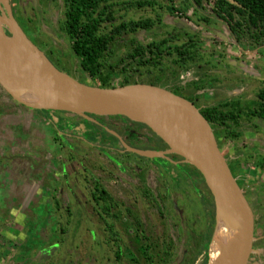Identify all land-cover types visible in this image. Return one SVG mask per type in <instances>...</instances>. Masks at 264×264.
Wrapping results in <instances>:
<instances>
[{"label":"rangeland","instance_id":"obj_1","mask_svg":"<svg viewBox=\"0 0 264 264\" xmlns=\"http://www.w3.org/2000/svg\"><path fill=\"white\" fill-rule=\"evenodd\" d=\"M9 3L14 18L27 38L45 57H51V63L56 68L83 83L97 84L82 73L79 62L70 49L69 39L63 30L65 7L61 0H9ZM172 3L175 9L183 10L184 15H170L167 10L168 0H158L153 8L120 10L116 6L113 7L114 25L129 20L138 21L145 17L154 21L159 18L161 22L155 21L148 30L138 29L134 33L117 36L108 48L103 62L106 65L118 62L130 52L134 45L132 42L147 44L169 35L175 40L177 38L180 43L191 38L197 40L198 58L192 66L190 64L188 68L180 70L174 79L168 75L169 87L186 89L190 102L198 105L200 109L206 106L216 107L227 101H237L242 109L257 107V92L262 88L264 80L262 47H258L247 34L242 35L240 43L235 42L227 25L211 13L213 0L205 3L203 14L209 16L208 22L201 21V10L196 11L191 5L185 6L184 0H172ZM0 15H5L3 7L0 9ZM109 29V24H103L104 32ZM5 33L11 35L9 28L5 29ZM174 39L171 43L175 42ZM168 61L170 60L167 58L162 59L164 64H168ZM197 80V88L188 87L189 82ZM119 82L118 76L115 77L114 87L119 86ZM161 88L171 91L169 88ZM0 94L7 103L11 102L6 93L0 91ZM20 107L22 106L14 109L15 116L7 118L4 124L17 126L22 120L29 122L28 114L24 115L28 111ZM104 118L107 119V116ZM124 119L119 117L117 120ZM240 122L239 131L243 132V137L238 141L226 139L221 129L211 127L220 151L239 185L242 181L244 183L252 180L253 176L249 172L243 174L242 169L246 164L234 165V147L238 149V146H242L241 150L248 152L256 143L257 151L264 154L263 125L260 121H255L260 125L259 129L254 127V124L245 123L243 119H240ZM39 126V131H34L31 135L37 138L40 145L44 142L42 147L49 151L50 162L36 175L38 185L33 188L26 186L17 192V186L21 185L17 173H7L8 169L15 166L5 161L0 168V264H187L192 256L199 254L195 264H202L208 248L207 237L211 223L206 215L210 212L207 207L210 208L212 195L190 167L179 160L180 157L166 154L151 158L143 156V159L133 155L125 158L128 157L127 153L114 151L122 170L112 172L113 168L116 169L115 166L98 151L103 149L111 152L107 149L108 146L103 147L108 144L107 140H97L100 148L91 149L90 145L82 148L85 151L86 157L83 160L87 162V168L95 174L101 173L103 184L115 196L117 204H120L119 207L113 208L112 215L107 218L108 222L113 224V232L121 240L115 242L96 215V207L71 205L73 199L66 189H61V184L52 185L50 177L40 175L48 170L51 172V167L55 166L51 165V152L57 157L63 156L65 152L61 151L57 142L52 143V136H56L57 130L51 127V130L48 129L49 135L44 138L42 125ZM131 128L133 132L120 133L121 139L127 135L129 143L136 148L147 139H154L144 126L135 124ZM122 144L120 142L119 146L117 145L118 150L123 149L120 147ZM5 145L4 140H1L0 155L9 153L6 151H10L11 146L8 143ZM24 148L26 149V146ZM32 150L33 148H27L33 155ZM34 157L39 159L40 156ZM70 169L72 168L67 166L65 171ZM59 172L57 169L56 173ZM80 178V184L75 188L71 187L76 190H70L77 194V199L82 198L81 194L84 193L81 186H84V183ZM181 178L184 181L183 186L173 183L175 179ZM58 195L64 206L54 204L55 196ZM247 198L254 209V201L248 194ZM76 210L79 211L80 218L82 215L77 232L73 223H66L74 219ZM23 233H28L29 238L38 236V239L34 240L37 246L24 244ZM42 241H46L47 246L55 244L49 258L40 253L39 246ZM257 247L264 250V241L259 242ZM118 251L120 255L116 258L114 253ZM168 253L170 254L167 255ZM259 254L262 256L261 263L256 259L251 264H264V253Z\"/></svg>","mask_w":264,"mask_h":264},{"label":"trees","instance_id":"obj_2","mask_svg":"<svg viewBox=\"0 0 264 264\" xmlns=\"http://www.w3.org/2000/svg\"><path fill=\"white\" fill-rule=\"evenodd\" d=\"M168 1L169 5L167 6V10L170 15L173 16L175 13L180 16L184 15L182 12L183 10L180 8L177 10L173 7L172 0ZM233 1L234 2H229V0H213L211 13L214 14L217 20L227 25L229 33L235 42L240 43L242 35L247 34L258 47H262V50H264V0ZM157 2L158 0H62L65 7L63 30L69 39L70 49L77 58L82 73L93 82L95 81L97 83L95 86L112 88L114 87L113 80L118 76L120 81L118 84L119 86L145 83L169 88L175 95L183 96L191 100L178 89L169 87L168 75L174 79L180 70L186 67L188 68L190 64L192 66L195 63V60L198 58V50H196L197 40L189 38L180 43L178 40H175L172 35H169L168 37H163L155 42L147 44L132 42L134 45L130 52L127 53L125 57H121L118 62L109 65L103 62L108 53V48L117 36L125 33H134L138 29L148 30L155 24V21L157 23L161 22L159 18L155 21L150 18H144L138 21H123L114 25V18L112 15L113 7L116 6L120 10H129L132 8L141 9L145 7L153 8L157 5ZM209 2L210 0H184L185 6L191 5L194 10L202 11L200 19L203 22H208L209 20V16L203 14L206 9L205 3ZM103 24H109L110 29L108 32L102 30ZM173 39L175 42L171 43ZM164 58L170 60L168 64L162 62ZM198 82L199 80L191 81L188 87L194 86L197 88V86H199ZM261 87L262 88L257 92L258 105L255 108L242 109L237 101H227L216 107L206 106L199 109V112L211 127L221 129L226 139L238 141L243 137V132L239 131L241 126L240 119H243L245 123L254 124V127L260 126L255 121H260L264 126V80ZM125 119L130 121L127 118ZM133 123L144 126L140 123ZM151 133L154 139L150 140L148 145L138 147L142 150H165L167 146L164 142L153 134V132ZM255 144L256 143H254V146L248 152L241 150L242 146H238V149L234 147L232 151L235 154L233 161L234 165L238 166L252 163L257 168L262 169L264 154L257 151L258 149L255 148ZM250 152L253 153L251 154ZM135 156L139 157L137 155ZM179 160L182 161L181 158ZM185 165L190 167L192 172L202 180V185L208 191L200 173L194 167L188 164ZM173 183L178 186L184 185L183 178L180 180L175 179ZM97 187L98 188L92 192L91 197L94 199H103L104 202L103 206L96 207V215L99 216L104 224L105 231L108 233L109 237L115 242H119L121 240L119 236L113 232V224L109 223L107 218L112 215L111 212L113 208L119 207L120 204H111L110 201H108L109 199L112 200L110 194L102 189L98 183ZM210 199L212 200L210 208L208 209L209 206L207 207V210L210 212L206 215V218L211 223L207 244L210 241L215 224V206L211 196ZM75 214L76 216L74 219L71 221L69 220L70 222L66 221V223H73L77 232L79 224L82 221V215L80 218V213L77 210ZM75 214L73 213V215ZM37 239L38 236L27 239L24 244L37 246L34 242V240ZM54 245L55 244L52 243L50 248ZM46 247V241H42L39 248L42 250ZM56 247H58V245H56ZM40 253L45 257L43 251ZM169 254L170 253L167 255ZM114 255L118 258L120 255L119 251L115 252ZM199 255L192 256L187 264H195ZM146 257L149 258L147 254ZM202 264H207V251L204 255Z\"/></svg>","mask_w":264,"mask_h":264},{"label":"water","instance_id":"obj_3","mask_svg":"<svg viewBox=\"0 0 264 264\" xmlns=\"http://www.w3.org/2000/svg\"><path fill=\"white\" fill-rule=\"evenodd\" d=\"M2 7L10 34L16 33L20 36L22 44L11 46L8 43L11 35L8 36L0 25L1 88L14 100L32 109L41 108L27 105L13 90L39 92L62 100L66 104H85L101 116H120L147 127L164 142L167 150L155 151L157 155L144 157L176 154L184 160V163L194 167L212 195L215 205V224H217L219 205L212 183L231 203L238 218L236 225L240 229V243L237 251L223 258L219 264H247L253 244V212L220 151L211 126L200 114L199 109L192 102L158 86L136 83L103 88L74 79L57 69L27 38L13 16L9 0H0V9ZM150 91L158 92L161 96L173 98L183 104L202 123V126L183 125L154 111L151 98L146 95ZM67 112L85 118L87 114L91 115ZM54 249L55 247L49 248L50 255Z\"/></svg>","mask_w":264,"mask_h":264},{"label":"flooded vegetation","instance_id":"obj_4","mask_svg":"<svg viewBox=\"0 0 264 264\" xmlns=\"http://www.w3.org/2000/svg\"><path fill=\"white\" fill-rule=\"evenodd\" d=\"M145 18H150V17H145ZM176 18H179V17H176ZM150 19L153 20L152 18ZM176 40L178 39L176 38ZM50 58L48 57L49 61L51 62ZM178 90L182 94L188 95V92H185L186 89L185 90L178 89ZM0 91H2L3 93H6L1 88V86H0ZM6 95L8 96V99L11 101L10 103H7L1 97L2 95L0 94V141L4 140V143L6 145L7 143L10 144L11 148L8 146L10 151H6V150L5 151L9 153L0 155V168L3 162L5 161H8L10 164L15 166L14 168L8 169L7 173H9V175L10 174L13 175L17 173L18 175L17 179L20 180L19 182L21 184L20 187L19 185L17 186V192H19L21 189H25L26 186H29L28 188H33L37 186L38 183H37V180H35L37 179L36 175L39 173L40 170L43 171V168L46 166V164L50 162V159L48 158L49 151L46 148L44 149V147H42V144L44 142H41V145H40L39 142L37 141V138L32 137L33 135L32 133H34V131L38 132L41 127L39 125H42L43 135L42 134L41 135L44 136V138L46 135L47 136L49 135L48 129L51 130V127H53L55 131L57 130L56 136L50 135V137L52 136L53 138L51 139L53 141L52 143L54 144V142H57L58 143L57 145H59V148L61 149V151L65 152V154H63V156L57 157L55 154H53V152H51V157H50L51 165L55 164V166L51 167V172L48 170L46 171L45 174H43L44 173L43 172L40 175H43L44 177L46 176L50 177L52 181V185L53 183L61 184L62 186L61 189L63 188L66 189L68 192V195L73 199L71 205H74V206L79 205L80 207H84V206L101 207L103 206V202H104L103 199H94L91 197L92 192H94V190L98 188L97 183L99 184V186H101L102 189L106 190L110 194V197L112 200L109 199L108 201H110L111 204L115 205L116 203H118L115 200V196L111 192H109L108 190L109 188H107L103 184L102 179H100L101 173L95 174L93 170H91L90 168H87L88 164L87 162L83 160L84 157H86L84 156L85 151L82 150V148H85L87 145L88 146L90 145L91 147L89 148L91 149L92 147L100 148L101 145L97 144V140L98 139H101V140L103 139V141L107 140L108 144L103 145V147L108 146L107 149L111 152H106L103 149H100L98 151L103 155V157L107 158L109 163L111 162L115 166L116 169L113 168L112 172H115V170H122L120 162H118L117 158L114 156L116 155L114 151L118 153H122V154L127 153L128 157H125V158H130L129 157L130 155H133V156L136 155L134 150L140 149V148H136L134 147L133 144H130L129 143L130 140L127 138V135L124 136V139H121L122 135L120 134L121 132L123 133L133 132L131 126L133 127L135 123H133L132 121H127L126 119H124V121L117 120L119 119L120 116H117V117L107 116V119H106L104 118L105 116H95V115L93 116V115L87 114L86 115L87 118H85L82 116L71 114L69 112L32 109V108H29V107H26L20 104L19 102L14 100L11 96H9V94L6 93ZM180 97L186 99L183 96H180ZM188 101H191V100H188ZM19 106H22L20 108H24V110L28 111L24 113V115L28 114V116L30 117L29 122H27L28 120H26L25 122L24 120H22L20 125L18 124L17 126L16 124L15 125L4 124L7 118L9 117L12 118L15 116L13 115L14 109H16V107H19ZM195 106L199 108L198 105H195ZM54 117H56L57 119L55 120ZM40 122L43 124H40ZM127 127H130V128H127ZM145 128L150 132V130L147 127ZM91 142H93V144L95 145L91 144ZM120 142L123 143L122 144L123 146H120V147H123L122 150H118V147H117V145L119 146ZM149 142H150V139H147L146 142L142 144H138V145L140 147H144L148 145ZM25 146H26V149L24 148ZM27 148H33L32 150L33 155L27 151ZM152 151H159V150H152ZM160 151H164V150H160ZM99 152H96V153H99ZM34 156H40V157L38 159V157H34ZM142 157L143 156L140 155L138 158L143 159L144 157L143 158ZM129 161H133V160H129ZM170 162L172 165H175L173 164L174 163L173 161H170ZM67 166L72 169H70L69 171H65ZM57 169L60 170L59 173H56ZM4 172H6V170ZM79 178H80V181L82 179L83 181L82 183H84V186L81 184L82 189L84 190L83 191L84 193L81 194L82 198L80 199L78 198L79 199L78 200L76 198L77 194L74 191L70 192V190H76L72 188H75L77 185L80 184L78 183ZM38 180H40V178H38ZM51 190H53V188ZM85 192H86V196L84 197ZM243 193H245L246 198H247L246 192L243 191ZM55 197H56L55 199L53 198L54 204L55 205L59 204L60 206L63 205V202L60 200L61 197H59V195ZM252 212H253V217H254V231H253L254 238H253V244H252L253 251L251 252L249 256V260L247 264H251V262L255 261L256 259L260 261L261 263L262 256H260L259 253H262V254L264 253L263 248L257 247L260 240H259V237H256L258 233L261 234L260 232L261 231L260 225H262L260 224L261 219L259 217V214L256 215L255 210L252 209ZM68 213H69V210H68ZM0 232H1V228H0ZM50 246H47L46 248L40 251H43V254L45 255L48 254L49 256H51L49 254ZM257 250H259L258 253H256Z\"/></svg>","mask_w":264,"mask_h":264},{"label":"bare ground","instance_id":"obj_5","mask_svg":"<svg viewBox=\"0 0 264 264\" xmlns=\"http://www.w3.org/2000/svg\"><path fill=\"white\" fill-rule=\"evenodd\" d=\"M0 25L4 30L9 27L8 21L1 15ZM8 43L11 46H21L22 38L16 33H12L11 37H9ZM13 92L20 95L23 102L32 107L52 111L67 110L71 112L90 113L92 115L95 114V116H101L92 108H90V106H87L85 104H66L62 100H58L35 91L13 90ZM146 95L151 98V105L154 111L164 114L173 119L175 122L183 125L202 126V123L193 115V113H191L189 109H187L177 100L170 97L161 96L158 92L155 91H150ZM134 152L142 156L157 155V153L152 150L135 149ZM212 185L217 194L219 212L217 216V224H214L210 241L208 243L207 264H219L223 258L229 257L237 251L240 243V229L236 225V222H238V218L231 203L221 195L219 189L214 183H212Z\"/></svg>","mask_w":264,"mask_h":264},{"label":"crops","instance_id":"obj_6","mask_svg":"<svg viewBox=\"0 0 264 264\" xmlns=\"http://www.w3.org/2000/svg\"><path fill=\"white\" fill-rule=\"evenodd\" d=\"M242 172L243 174H248L249 172L253 176L252 180L244 181L246 184H244L242 181L241 184L243 186L244 192H246V194L249 195V198L254 201L256 208L254 207L253 210H255L256 215L259 214L261 219V234L258 233L256 237H259L260 242H262L264 241V163L262 165V169L257 168L256 166L252 165V163L246 164L244 169H242ZM27 234L28 233H23L22 241L30 239Z\"/></svg>","mask_w":264,"mask_h":264},{"label":"clouds","instance_id":"obj_7","mask_svg":"<svg viewBox=\"0 0 264 264\" xmlns=\"http://www.w3.org/2000/svg\"><path fill=\"white\" fill-rule=\"evenodd\" d=\"M58 69V68H57ZM173 93V92H172ZM198 108V107H197ZM199 109V108H198ZM94 116V115H93ZM182 159V158H181ZM182 161H183V159H182ZM227 162V161H226ZM228 164V163H227ZM230 168V167H229ZM231 170V169H230ZM233 177L235 178V176L233 175ZM235 180H236V178H235ZM242 185V184H241ZM241 185H239L240 187H241V189H242V191H244V189H243V186H241ZM244 195H245V193H244ZM245 197H246V195H245ZM247 199V198H246ZM248 201V200H247ZM249 203V202H248ZM253 238H254V236H253ZM253 251V250H252ZM251 251V252H252ZM251 254V253H250Z\"/></svg>","mask_w":264,"mask_h":264}]
</instances>
